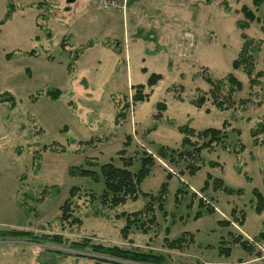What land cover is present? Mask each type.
<instances>
[{
    "label": "rangeland",
    "instance_id": "1",
    "mask_svg": "<svg viewBox=\"0 0 264 264\" xmlns=\"http://www.w3.org/2000/svg\"><path fill=\"white\" fill-rule=\"evenodd\" d=\"M241 6H247L256 18L264 20V0L257 9L252 6V0H131L125 12L118 9L103 11L96 0H76L74 3L67 0H0V21L8 8L12 11L9 19L0 25V95L8 93L16 101L11 111L0 103V233L12 230L28 233L25 237L15 238L0 235V264H110L105 262L107 258L102 254L95 255L90 248H74V244L81 243L85 238L94 245L162 254L167 256V264H179L180 260L173 258L174 255L171 257L174 251H166L162 246L170 232L171 236H177L183 229L179 225L170 231L174 224L170 219L173 216V194L179 185L176 177L169 182V196L164 206L168 216L163 219L158 214L160 227L145 235L133 226L127 237L131 242L123 239L121 229L124 220L117 215L140 210L144 206L141 198L107 210L100 207L99 200L90 205L85 202L83 194H79L71 208L72 218H79L81 225L69 224L71 218L64 224L60 221V207L67 199L70 188L79 187L96 195L103 189L101 182L69 177L67 168H86L84 160L87 158L94 159L99 165L110 160L118 165L116 154L128 136L131 144L125 150L126 154L140 157L143 152L154 154L159 145L177 148L181 139L178 126L188 125L199 131L220 128L223 122H228L229 133L225 143L233 146L239 142L245 147L239 156L244 165H239L234 155L221 150L204 153L206 162H218L221 166L205 167L193 178L188 180L185 176L182 180L195 186L209 174L224 179L229 188L245 189L246 195L251 186L261 187L257 171L264 172V161L257 163V160L248 167H245V161L248 157H264V134L260 136L263 145L259 147L252 145L250 136L251 129L264 119V34L256 21L245 31L247 37L253 40L257 69L263 74L261 89L249 93L245 75L231 69V62L237 57L242 44L240 32L235 27V22L241 19ZM37 25H42L43 29L40 30ZM44 29L51 33L50 39L44 36ZM186 32L193 37L190 40L193 42L191 50L179 46ZM36 37L38 40L35 41ZM64 37H68L62 41L65 48L73 50V54L77 53L80 45L97 40H109L114 45L117 42V48L122 44L131 46L127 66L133 86L144 85L152 73L162 76L146 102L130 107L125 120L119 125L121 136L117 141L110 139L113 132L109 126L93 118L92 110L98 113L99 107L103 109L98 116H107L108 101L101 97H84L82 92H72V95L68 73H73L71 77L74 74L79 77L82 87L79 74H84L85 81L90 83L88 66L100 60V79L96 83L102 88L95 94L108 96L106 88L109 90L117 86L120 92L116 96H119L110 98L111 102L114 98L123 95L129 98L131 95V90L126 92L124 89V67L119 66L118 73L107 80L113 58L95 50L82 55L77 63L79 68L74 65L68 72L66 65L70 55L66 49V53L59 50ZM32 49L41 56L34 58L24 54ZM45 51L55 57L54 63L43 59ZM8 54L12 56L6 59ZM141 68H146L147 72ZM26 70L31 72L30 79ZM205 71L215 79L233 74L243 86L237 97L247 100L248 104L241 109L212 110L209 114L192 106L190 100L199 91L209 88L201 78ZM53 79L63 90L57 100L36 94L52 87ZM177 95L182 101L176 99ZM32 97L36 99L32 100ZM159 103L164 104L165 109L160 110V119L155 120L154 116L159 112L155 106ZM231 129L239 134L231 132ZM95 138H99L100 142L93 147L81 146L80 154L74 151L75 146L67 145L70 140ZM53 144L67 148L66 152L53 154L41 150ZM33 151L42 153L38 170H35ZM137 167L138 162L132 170L136 171ZM239 167L253 179L246 181L237 173ZM164 168H167L166 164L158 160L150 176L142 182V192L157 191L164 181ZM50 187H56L59 193L55 194ZM23 193L30 195L26 203L34 207L29 213L17 205V200L22 201ZM36 198L41 200L33 202ZM245 199L246 196L242 198ZM214 213V216L189 222L185 227L187 230H199L197 243L217 245L218 236L212 229L223 218L217 210ZM248 214L250 218L255 217L254 212ZM54 237L61 239L60 242L52 241ZM217 251L216 248L212 252L215 258ZM188 255L212 264L198 252Z\"/></svg>",
    "mask_w": 264,
    "mask_h": 264
},
{
    "label": "trees",
    "instance_id": "2",
    "mask_svg": "<svg viewBox=\"0 0 264 264\" xmlns=\"http://www.w3.org/2000/svg\"><path fill=\"white\" fill-rule=\"evenodd\" d=\"M263 0H252V6L257 9ZM227 5H225L226 7ZM11 9L8 8L7 13L0 21V25H3L6 20L9 19L11 15ZM241 14V19L235 22L236 29L240 32V38L242 40L240 51L237 57L231 62L232 71H241L246 79L249 93L252 90L261 89V80L263 74L260 70L257 69V63L255 54L253 51V40L249 39L245 34V31L249 28L250 24L257 22L260 25V31L264 34V20L256 18L254 12L249 9L247 6H241L239 9ZM37 27L42 30V25H37ZM44 36L47 39L51 38V33L44 29ZM68 37H64L59 44V50L70 55V61L66 65L67 71L72 70V66L75 65L76 60L79 55L94 46L95 44L100 43L102 46L113 50L115 53H119V47L117 48V42L114 45V42L109 40H104L101 42L90 41L84 45L78 47L77 53L73 54V50H68L65 48V45L62 41L66 40ZM38 40V37L34 38ZM66 49V50H65ZM71 53V54H70ZM28 57L38 58L41 55L37 53L35 49L30 50L29 52L24 53ZM12 55L8 54L5 56L6 59H9ZM44 59L55 62L56 59L53 55L48 54L47 51L44 52ZM70 74V77L73 73ZM26 76L30 77V71L26 70ZM161 75L159 74H150L146 83L144 85H135L131 87V97L130 101L128 96H122L118 99H113L114 108L116 110L114 117V124L120 125L126 117L127 112L130 107L137 106L138 104L146 102L150 95L153 92V88L161 80ZM203 81L208 85L207 91H199V94L193 97L190 100V104L197 109H203L206 114L211 113L212 110L226 111V110H235L244 108L247 104V100L241 98L238 99L237 95L242 92V83L233 75L228 74L223 78L215 79L210 77V75L205 71L201 77ZM148 92L146 93V91ZM37 95H45L50 100H57L62 94L58 88L48 87V89L36 93ZM36 95V96H37ZM36 97H32V100H35ZM178 101H182L180 95L176 96ZM0 103H3L7 106L9 111L13 110L16 106V101L13 96L8 93L0 95ZM159 110L158 114L154 116L155 120L160 119V110L165 109L164 104H157L155 106ZM229 123L223 122L220 128H207L203 130H195L188 125H182L177 127V131L181 136L179 146L177 148H170L168 146L159 145L155 149V153L143 152L140 157L137 156H128L126 154V149L130 147V137L126 138V141L122 144V150L119 151L117 155V161L119 164H116V161L110 160L105 164L99 165L94 159L87 158L84 160L86 168L83 167H74L70 166L67 168V175L72 178H86L95 183H102V191L99 195H96L94 192L89 190H84L79 187H72L69 189L68 197L61 205V215L60 221L68 222L69 224H75L77 226L81 225V221L76 216L72 214V203L74 198H78L79 194H83L86 199V203L92 205L94 202L99 200L100 207L107 210H114L128 201H136L141 198L144 202V206L135 212L126 213L122 212L117 215V218L124 220V226L121 229L122 237L124 240L131 242L127 239L130 229L133 226H136L142 234H148L152 230L160 227L158 214H161V218L165 219L168 215L164 209L166 204L169 187L168 182L176 177L178 179V188L173 194V205L174 208L181 206L184 197L187 194L189 195V202L185 205L187 210L192 208V205L196 203L198 209L197 213L193 216L194 220L200 218L203 214L212 216L215 212L212 199L207 197L206 191L210 190L212 192H221L226 196H239L243 193L242 190H233L224 185L223 180L213 177L209 174L206 175L205 181L203 182L201 188L197 192L189 190L188 185L182 181V179L187 177H194L199 171L203 168H215L220 167V165L214 161L206 162L203 158V154L215 153L217 150H221L225 153L232 154L236 157L239 165H244V162L241 163L242 157H239L243 154L245 147L237 142L233 146L226 145V140L228 139ZM231 132L238 131L230 130ZM264 134V119L259 121L255 128L251 129L250 136L252 138V145L254 147H259L263 145V140L260 139V136ZM100 142L99 138L90 139L88 141H67L68 147L75 146L74 151L78 154L82 153L80 151L81 146H95ZM44 152H49L53 154H64L67 148L60 145H50L44 146L41 148ZM38 151H33V157L35 161V170H38L39 163L41 160V154L37 153ZM41 152V151H40ZM158 160L163 161L167 168L163 169L164 172V181L160 184L159 188L155 193H144L141 191L140 186L142 182L150 175L152 169L156 166ZM138 162V167L136 171H133L132 168L135 166V163ZM241 163V164H240ZM98 169V171H95ZM174 169V170H173ZM237 173L242 175L246 181H251L250 176L243 172L242 168L239 167L236 169ZM20 187V186H19ZM55 194H58V189L56 187H50ZM20 190H18V193ZM252 197L254 200V211L257 214H261L264 210V198L256 190H252ZM30 197L29 194H22V201L17 200V205L25 212L29 213L30 210L34 207L29 206L26 203V199ZM40 198H36L33 202H38ZM171 217V216H169ZM244 214L240 212L239 214L234 213L231 216L230 221H221L218 222L221 226L224 227H233L234 225H241L242 218ZM171 221H174L175 216L173 215ZM173 223V222H172ZM234 224V225H233ZM235 229V228H234ZM237 231V230H236ZM165 232H168L166 230ZM3 237L12 236V237H25L28 235L25 231H7L0 233ZM229 236L232 238L234 245L239 247L244 251L252 250L254 253V248L248 241L240 239L239 235H234V233H229ZM264 238L263 232L255 237ZM61 239L54 237L52 241L60 242ZM89 239L82 240L81 243L74 244V248L83 250L85 248H90L95 255L102 254L106 259L107 263L114 264H124L123 262L130 263H141V264H167V256L156 255L152 252H144L135 248H121L118 246L106 247L103 245H94L88 241ZM131 244V243H130ZM195 244L194 234L183 232L180 237L170 240L167 236L163 240V248L166 251H174L177 253H184L189 250V248ZM132 245V244H131ZM163 250V249H162ZM219 251H225L226 257L229 256V249L220 248Z\"/></svg>",
    "mask_w": 264,
    "mask_h": 264
},
{
    "label": "crops",
    "instance_id": "3",
    "mask_svg": "<svg viewBox=\"0 0 264 264\" xmlns=\"http://www.w3.org/2000/svg\"><path fill=\"white\" fill-rule=\"evenodd\" d=\"M134 2L131 3L132 6H133ZM97 41L101 42L102 40H97ZM130 49H131V46L130 47L123 46V44H122L119 48V53H115L113 50L106 48V47L102 46L100 43H98V44H95L94 46H92L91 48L83 51L79 55L78 59L76 60L75 65H77V67L79 68V64H77V63H79L81 56L85 55L88 52H92L95 50L100 52V53L105 52L104 54L106 56H111L113 58V61L111 63L110 75H108L107 80H110L112 78V76H114V75H116V73H118V67L119 66H121L122 68L124 67V73H122V74H124L125 79H124L123 83H124L125 91L128 92V90H131V87H133V84L131 82V75L128 71V66H127L128 65L127 62L130 61ZM46 61H48V60H46ZM48 62H50V61H48ZM51 63H54V62H51ZM100 66H101L100 60H97L94 64H92L91 66H88V68L90 69L89 70V74H90L89 81H90V83L85 81L86 79L83 76L84 74H79L80 77H82L81 79H82L83 83L81 85L83 88L80 87L79 80H78L79 77L77 78L75 76V74L73 77H70V78L68 77L69 81L72 83V89L70 92H71V94H72V92H74V93L82 92L84 97H89V98H100L101 97L100 99L105 98L108 101L109 109H108V112L105 111V113H107V116L106 117H104L103 115L98 116V114H100V113L102 114V112H99V111H102V109H103V108L99 107V108H97V109H99L98 113H96V110H92L93 116H94L93 118L96 120L98 119V121L102 120L101 124H103V122H104V124L109 126L110 130H112V132H113V135H112V137L110 136V139L112 141L113 140L117 141L116 139L121 136V133H120L119 125L114 124V117H115L116 110L114 108L113 102L112 101L110 102V98L118 97L119 95L116 96V93H118L120 91L118 90L117 86H115V87L112 86L111 89L109 88V90H108V88H106V90H105L108 96H103L101 94L100 95L95 94V92L100 91V89L102 88L101 86H99V84L96 83L97 79L99 78L98 75L100 74V72H99ZM62 67H63V65H61V68ZM145 69L146 68H143L142 70L144 72H147V69L146 70ZM27 78L28 79L31 78V72H30V77H27ZM92 83H94V84H92ZM51 86L54 88L60 89L59 83H57L56 80H54V79L51 83ZM60 90L63 91L62 89H60ZM126 92H124V93H126ZM119 143H120V141H119ZM122 144H121V147H122ZM121 150H119V151H121ZM262 160L264 161V157H259V158L258 157H248V160L245 161V167H248L249 165L251 166L252 163H255V161H257V163H258L259 161L261 162ZM257 172H258L259 183H260L261 187L257 188L254 185L251 186V188L249 189V194H247L249 197H247L245 189H240L243 191V193L239 196H226L225 194H223L221 192H212L210 190L206 191L207 197H210L212 199V204H213L215 210H217V213H221V216H222L224 221H230L231 216L234 213L239 214L240 212H242L244 214V217L242 218V224L241 225H234L233 224L234 226H236L239 229V231H236V229H234L233 227L221 226L218 223L220 221H217V224L215 223V226H217V227L212 229V231L215 232L218 236L217 245H211L208 243H205L203 245V244L197 243L196 242V236H197V231H199V230H197V229L187 230V228H185V227L188 225L189 222H196L197 220L203 218L204 216H209V215L203 214L200 218H198L197 220H194L193 216L195 215V213H197L198 209L196 206H194V204L192 205V208L190 210H187L185 208V205L187 204V202H189L188 200H189L190 194H187L184 197L181 206H179L177 208L173 207L172 212H173V215L176 216L175 218H177V219H175L174 221H171V223L173 222L174 224L170 228V231H171L172 227H174V226L177 227L180 225L185 230L182 229L181 233L177 236H171V232L169 231L170 233H169L168 238L170 240L176 239V238L180 237V235L183 232L192 233V234H194V237H195V244L192 245L189 248V250L186 251L185 254H188L190 252H194V253L198 252V254L201 257H203L204 259H206L208 262H210L212 264H251V262L255 256L253 254L252 250L244 251V250L240 249L239 247H237L236 245H234L232 242L233 241L232 238L229 236V233H234V235L235 234L239 235L240 239L245 240L244 236L256 237L261 232H264V210L261 212V214L255 213V211H254V200H253V197L251 194L252 190L256 189L264 198V177H262L264 175V172H262L260 170ZM163 175H164V173H163ZM190 178H193V177H188V180ZM250 178L253 179L252 177H250ZM221 180H223L224 185L226 186L224 179H221ZM182 181H184V180H182ZM204 181L205 180H203L202 183L200 182V183L196 184L195 186H191L186 180L184 182L188 185L189 189H192L195 192H197L201 188ZM169 182H168V187H169ZM249 184H251V182ZM230 189H232V188H230ZM169 190H170V188H169ZM176 190H177V188H176ZM233 190H238V189H233ZM168 196H169V193H168ZM244 196H246V199L242 200V198ZM222 198H225V199L222 200ZM184 210H185V213L182 214V212ZM248 211L254 212L255 217L250 218ZM192 213H193V216H192ZM214 215H215V213L212 216H214ZM223 220H221V221H223ZM216 248L218 251L216 254L217 257L215 258V256L212 254V252L214 253ZM220 248L229 249V251H230L229 256L226 257L225 251L220 252L219 251ZM161 251H163V250H161ZM254 253H255V251H254Z\"/></svg>",
    "mask_w": 264,
    "mask_h": 264
},
{
    "label": "built area",
    "instance_id": "4",
    "mask_svg": "<svg viewBox=\"0 0 264 264\" xmlns=\"http://www.w3.org/2000/svg\"><path fill=\"white\" fill-rule=\"evenodd\" d=\"M131 0H96V4L97 6L103 10V11H107V10H114V9H118V10H122V12H125V9L128 5V3ZM191 33H184V35L181 38V41L179 43V46L184 48V47H188L187 49L191 50L193 47V42L190 41L191 39L193 40L192 35H190ZM130 95H129V101H130ZM234 228L236 230L239 231V229L234 226ZM264 234V232H263ZM246 241H248V243H250L252 245V247L255 250V256L251 262V264H264V238H258L256 239L255 237H247L244 236ZM174 254H170L171 257H173V255L176 258V260H180L179 264H209L205 261H202L196 257H191L188 254L185 253H176L173 252ZM124 264H141V263H130V262H123Z\"/></svg>",
    "mask_w": 264,
    "mask_h": 264
},
{
    "label": "water",
    "instance_id": "5",
    "mask_svg": "<svg viewBox=\"0 0 264 264\" xmlns=\"http://www.w3.org/2000/svg\"><path fill=\"white\" fill-rule=\"evenodd\" d=\"M76 0H67L68 3H74Z\"/></svg>",
    "mask_w": 264,
    "mask_h": 264
}]
</instances>
